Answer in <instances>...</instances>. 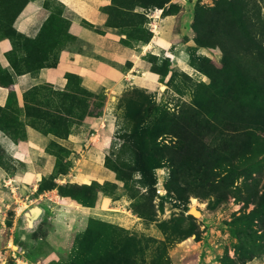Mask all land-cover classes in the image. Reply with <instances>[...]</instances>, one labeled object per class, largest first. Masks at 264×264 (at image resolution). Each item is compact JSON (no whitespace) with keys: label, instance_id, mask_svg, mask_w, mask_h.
I'll list each match as a JSON object with an SVG mask.
<instances>
[{"label":"rangeland","instance_id":"374dc122","mask_svg":"<svg viewBox=\"0 0 264 264\" xmlns=\"http://www.w3.org/2000/svg\"><path fill=\"white\" fill-rule=\"evenodd\" d=\"M24 1L0 0V264H264V0H111L119 84L19 92L69 36L18 34Z\"/></svg>","mask_w":264,"mask_h":264},{"label":"crops","instance_id":"0c3cea01","mask_svg":"<svg viewBox=\"0 0 264 264\" xmlns=\"http://www.w3.org/2000/svg\"><path fill=\"white\" fill-rule=\"evenodd\" d=\"M110 3L111 0H27L13 21L17 32L29 38H36L43 26L53 23L58 16L67 25L69 36L62 34L59 37L61 50L56 65L41 67L35 74L15 75L17 91L23 92L43 82L63 88L67 73L81 76L82 83L90 88L101 85L111 88L120 82L121 76L117 75L116 69L103 60L106 57L127 60L132 50L112 32L101 31L109 18L106 7ZM73 39L80 40L83 48L80 49ZM10 50L9 40H0V52L4 54ZM85 54L95 55L101 59L95 63H91L88 58L83 61ZM0 143L9 151L16 147L13 142L9 143L1 135Z\"/></svg>","mask_w":264,"mask_h":264},{"label":"bare ground","instance_id":"6f19581e","mask_svg":"<svg viewBox=\"0 0 264 264\" xmlns=\"http://www.w3.org/2000/svg\"><path fill=\"white\" fill-rule=\"evenodd\" d=\"M162 9L161 8H157L156 10H154V12H153V15H154V18H159L160 16H161V14H162ZM153 27H154V32L155 33H159L160 31L158 30V24H157V22L156 21H154L153 22ZM157 38V36L155 35V36H153V39L150 41V42H147V43H145V44H143L142 45V47H141V49H142V51H145L146 49H148V48H151L152 47V42H153V40H155ZM141 78H142V80H147L148 82L150 81V82H153L154 81V77H149L148 76V72L147 71H142V76H141ZM36 176L38 177V179H39V177H40V173L39 172H37L36 173ZM82 182L83 183H89L90 182V179L89 178H87V177H83V179H82ZM197 203V201L193 198V204H196ZM106 206V205H105ZM105 206H103V208H105ZM126 212V211H125Z\"/></svg>","mask_w":264,"mask_h":264},{"label":"trees","instance_id":"16d2710c","mask_svg":"<svg viewBox=\"0 0 264 264\" xmlns=\"http://www.w3.org/2000/svg\"><path fill=\"white\" fill-rule=\"evenodd\" d=\"M26 2H27V0L24 1L23 5H22L21 8L18 10L17 14H18V13L20 12V10L23 8V6L25 5ZM109 6H110V5H109ZM109 6L106 7L108 13H109V11H108ZM17 14H16V15H17ZM15 17H16V16H15ZM14 19H15V18H14ZM108 19H109V18H108ZM13 21H14V20H13ZM107 22H108V21H107ZM51 25H52V22H51V23H48V24H45V25L43 26L42 30H41V33H40L36 38H29V37L25 36L24 34H21V33H19V32H17V33H18V34H21V35H24L25 37H27V38H29V39H37L38 37L42 36V34H43L45 31H47V30H48V31L51 30V29H52V26H51ZM15 30H16V29H15ZM60 50H61V45L58 47V56H59V52H60ZM58 58H59V57H57V59H56V61H55L54 64L40 65V66L38 67L37 70H39L41 67H44V66H54V65H56V63H57V61H58ZM25 72H26V71H25ZM68 74H73V73H67L66 76H67ZM222 264H238V262H235V261L229 259L228 257H226L225 259L222 260Z\"/></svg>","mask_w":264,"mask_h":264},{"label":"water","instance_id":"95a60500","mask_svg":"<svg viewBox=\"0 0 264 264\" xmlns=\"http://www.w3.org/2000/svg\"><path fill=\"white\" fill-rule=\"evenodd\" d=\"M38 209H42L43 210V208L41 207V206H34L33 208H31V211L33 212V217L32 218H34V217H36V216H38L39 215V213L37 212V210ZM43 214V211H42V213H41V215ZM192 214H194V213H192ZM41 217V216H40ZM39 219V218H38ZM30 220V219H29ZM40 220V219H39ZM30 221H32V220H30ZM32 223V222H31ZM36 226V225H35ZM35 226H32V227H29V228H33V227H35Z\"/></svg>","mask_w":264,"mask_h":264}]
</instances>
